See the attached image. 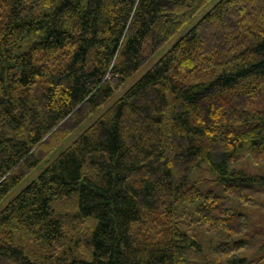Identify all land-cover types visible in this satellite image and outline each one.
<instances>
[{
    "label": "trees",
    "instance_id": "1",
    "mask_svg": "<svg viewBox=\"0 0 264 264\" xmlns=\"http://www.w3.org/2000/svg\"><path fill=\"white\" fill-rule=\"evenodd\" d=\"M211 0H0V203ZM264 0H220L0 211V264H180L178 205L240 234L264 175ZM203 162L227 196L189 185Z\"/></svg>",
    "mask_w": 264,
    "mask_h": 264
},
{
    "label": "rangeland",
    "instance_id": "2",
    "mask_svg": "<svg viewBox=\"0 0 264 264\" xmlns=\"http://www.w3.org/2000/svg\"><path fill=\"white\" fill-rule=\"evenodd\" d=\"M220 0H211L186 25H184L150 60L132 76L127 77L113 96L96 112L88 117L59 147L19 183L0 203V211L20 191L33 182L42 171L67 147H69L101 114L118 100L132 85L148 72L172 48V46L197 23ZM229 169L244 170L253 175H264V162H255L248 156L229 165ZM189 185H197L202 194L212 191L218 195L227 196L225 184L219 180L208 162H203L189 176ZM258 188L253 203H244L237 196H230L229 206L234 212L245 216L246 229L240 234H232L224 229H209L200 220L196 207L201 203V197L194 204L181 202L177 214L180 216L184 230L195 235L201 244V249L189 246L180 264H264V184L254 183Z\"/></svg>",
    "mask_w": 264,
    "mask_h": 264
}]
</instances>
